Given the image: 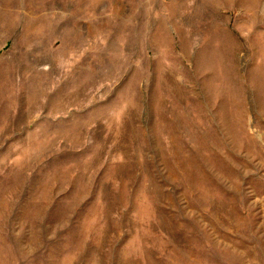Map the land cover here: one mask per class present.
<instances>
[{
    "label": "rangeland",
    "instance_id": "374dc122",
    "mask_svg": "<svg viewBox=\"0 0 264 264\" xmlns=\"http://www.w3.org/2000/svg\"><path fill=\"white\" fill-rule=\"evenodd\" d=\"M0 264H264V0H0Z\"/></svg>",
    "mask_w": 264,
    "mask_h": 264
}]
</instances>
